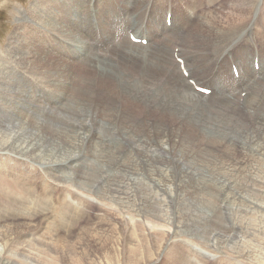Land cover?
Listing matches in <instances>:
<instances>
[{"label":"rangeland","instance_id":"374dc122","mask_svg":"<svg viewBox=\"0 0 264 264\" xmlns=\"http://www.w3.org/2000/svg\"><path fill=\"white\" fill-rule=\"evenodd\" d=\"M185 1L191 12L205 7L202 0ZM153 2L0 0V75L13 84V87L6 89L9 96L3 98L7 106L11 110L25 106L27 110L37 111L42 114L41 121L39 120L42 123L49 117L55 121L57 114L67 118L62 112L63 104L73 103L80 115L91 116L92 123L100 116L103 121L96 123L104 122L105 126H112V123L129 133L126 142L116 140L123 152L120 156L106 155L104 152L102 154L98 148L100 145L97 147L93 138L89 139L90 143L86 148L88 154H80L85 157L89 167L79 170L70 168L65 172H52L53 167L50 168V165L55 162L59 164L63 158L60 153L64 148L57 145L60 139L51 136L48 130L44 133H47L46 136L51 141V145L47 143L50 145L49 151L56 153L55 157L59 160H51L50 163L40 160L26 162L27 158L9 153L8 155L12 156L10 160L0 161V264H264V212L260 211L261 205L264 204V161L257 157L246 160L242 132L243 122L246 124L245 130L253 127L250 118L259 110L262 97L251 100L244 109H239L237 103L232 108L233 111L215 112L217 115L211 118L207 115L208 111L199 113L194 102L174 89L154 87L145 98L144 93L140 92L144 91L143 86L148 79L138 78V75H144L145 69L140 67L138 71L139 61L136 65L127 67L121 60H114V73L129 82L130 97L120 95L123 92L116 91V85L110 83L99 85L100 91L96 90L98 84L92 78L96 72L84 61L88 51L91 54L92 49L93 52L95 49L89 48L86 37L93 33V28L96 27L98 35L95 34L90 39L96 43L102 36L103 42L108 37L104 31L110 28L111 32L118 33L115 26L123 27L128 19L134 28L136 23L138 30L146 15V21H149L151 13H159L164 7L165 10H171L174 5L173 0H168L169 5L166 0ZM234 2L235 0H209L207 5L213 6L212 9L202 10L196 20L195 15L191 17V21L195 22L183 35L181 52L189 67L195 68L198 74L204 75L214 58H218L239 41L248 40L255 34L264 35V0L246 2V11L255 13L257 20L244 30L237 41L231 38L233 33L230 32L229 26L221 27L215 24V10L230 9ZM179 15L183 17L182 13ZM172 18L177 27L174 14ZM187 22L188 20L184 26ZM207 26L214 27L219 32H208L205 28ZM160 28L161 25L158 26V29ZM242 29L243 26L238 24L235 32ZM153 30L154 28H150V31ZM219 34L226 39L218 44L216 39L220 40ZM206 36V40L211 39L215 44L208 47L203 44ZM162 37V34H158L155 43L164 41ZM252 40L258 41L256 37ZM85 49L88 51L84 55L83 52L78 54L80 50ZM120 49L118 47L116 52L120 53ZM260 53L256 49L254 56L251 54L250 57H261ZM146 54L144 58L148 60L149 52ZM104 55L99 51L98 56ZM132 58L137 60L136 57ZM220 63L223 68L219 70V76L225 81L228 78V61ZM173 65L179 77L177 82L191 90L182 79L179 66L174 61ZM99 67V70H104L103 66ZM164 67L169 69L166 63ZM262 70L264 73V61ZM255 71L259 72L257 69ZM247 72L248 76H255L249 69ZM162 77L163 75L157 77L156 73H153L148 82L154 83L153 80H160ZM235 88L239 89L236 86ZM260 90L261 86L256 87L254 95L257 96ZM210 91L221 97L219 89ZM211 96H206L204 100L209 102ZM148 99L152 102V108ZM182 103L190 104L195 110L193 119L199 124H210L212 133L209 136L218 139L210 145L212 150H209V156L203 155L206 152L202 143L203 135L173 117V113L179 110ZM159 105L165 108L159 109ZM4 108L7 107L4 105ZM4 108L0 106V109L6 110ZM47 110L53 111V114ZM69 114L71 116V113ZM14 117L20 118L23 123L25 121L24 116L19 117L18 113ZM231 121L239 124L238 131L230 127ZM29 123L32 124L31 121ZM45 124L50 126V122ZM92 132L97 131L92 127ZM252 135L254 138L255 133ZM256 140L258 147H261L259 153L264 156V140ZM164 144L172 153L160 154L158 149ZM133 145L143 148L137 153H131ZM149 147H152L151 150ZM198 153H202L200 157ZM175 154L187 160V163L190 161L192 164L195 161L193 165L196 168H207L205 171L212 173V184L206 183L199 176L185 173L184 167L176 162ZM3 155L5 158V154ZM206 157H214L219 165L218 169L214 168L216 165ZM143 158L148 159L150 170L153 167L168 169L167 178L175 181L169 189L172 195L170 199L159 197L157 192L148 186V190L143 188L141 196L137 197L140 186L134 183H128L127 189H117L119 183L116 178L121 179L124 176L126 180L140 178V181L148 183L151 171L144 169ZM127 167L135 168L137 178L134 176L127 179L131 176L130 172L125 170ZM96 169L99 172H96ZM223 179L226 181L224 189ZM252 184L261 186L262 189H257L256 194L243 189L245 185ZM120 192L124 195L122 199H119ZM244 195H249V198L243 199ZM251 195L258 197L257 201ZM160 199L163 201H159ZM200 210L202 211L199 212ZM239 210H243L244 214H240ZM240 233L246 238H240ZM250 234L254 236L252 242Z\"/></svg>","mask_w":264,"mask_h":264},{"label":"bare ground","instance_id":"6f19581e","mask_svg":"<svg viewBox=\"0 0 264 264\" xmlns=\"http://www.w3.org/2000/svg\"><path fill=\"white\" fill-rule=\"evenodd\" d=\"M153 1L154 0H151V2H153ZM166 1L168 2V0H166ZM173 1H174V5H173V9H172V17H173V14L176 16L177 27H176V24H175L173 18H172L171 27L167 26V20H168L169 15H167L168 14L167 8L165 10V7H164L163 9L160 10L159 13H155V12L153 14L151 13L148 17L149 21H146L147 15L145 16L143 23L141 24V27H140V29L146 28V30H143V31H141L140 29H138V30L136 29V23H135V28L133 27V30H132L131 29V26H132L131 22L128 19L126 21V24L123 27L117 26V25L115 26V28H117V30H118V33L111 32V29L108 28L106 31H104L108 36L107 39H105L103 42H101V39H102V36H101V38L97 40L98 43H97V41H96V43H94L93 40H91L90 38H93V36L95 34L98 35V33H97L96 27L93 28L94 34L91 32V33H89V35L86 38L88 39L89 48H91V49L94 48L95 52H93V49H92V51H91L92 55H91L89 53V51L85 49V50H80L78 54L81 55V53L83 52V55H84L88 51V54L85 55L84 61L87 63V65L89 66V68L91 70L95 71L98 74L97 75L95 73V76L92 77L94 79V81H96V83L98 84V85H96V90H98V92H99L100 91V89L98 88L99 85L102 86V84L106 83V85H107L108 83H110L111 85H116V87H117L116 91L123 92L120 95L124 96L125 98L130 97L129 93H128L129 82L126 81L125 79L117 76L114 73L115 72V69L113 68V67H115L114 60H118V61L121 60V63H123L127 67L136 65L139 61L140 62L138 65V71H139V68L142 65V60H143L145 54L147 52H149L148 60H147V67L145 69V73L141 77H139V75H138V78L139 79L147 78L149 80L151 74H153V73H156L157 77H159L160 75H163V77L160 78V80H153L154 83H151V84H149V82L147 80V83H145L143 86L144 91L140 92V94L144 93L145 98H147L146 96L150 94V92L152 91V89L154 87L159 86V87H163V88L174 89V90L181 92L182 94L186 95L192 102H194L195 106L198 108L199 113L204 112V111H208L207 115L211 118H214L217 115V113H215V112L224 113L225 111H233L232 108H234L237 103H238L239 109H244L251 100L260 96V97H262L260 108H259V110L256 111V114L254 115V117L250 118L252 123H253V127L249 128L250 130H245L244 128H246V126H245L246 124L243 122L242 132H243V137H244L243 139H244L245 146H246L245 151H244V156L247 157L246 160H250V159H253L254 157H257V159H262L264 161V156L259 153L261 147L259 148L258 143L256 142L257 138H262L264 140V118H263V114H264L263 112L264 111L262 112V110L264 109V73L262 70V61H264V35L255 34L252 38H250L248 40L239 41L231 49L224 51V53L221 54L218 58H214L212 63H211V66L207 67V72H205L204 75L198 74L196 72L195 68L193 69V68L189 67V65L186 61V58L184 57L183 53L181 52L182 38H183V35L192 27V25L194 24L197 17H199L198 15L200 14V12L202 10L207 11L209 9H212L213 6L207 5V2L209 0H202L205 7L203 9L197 10L196 12H191L190 7L187 6L185 0H173ZM246 2H248V0H235L234 5L231 6L230 9L221 10L220 8H218L215 10V20H216L215 24L217 26H221V27L229 26L230 32L233 33V34H231L232 36L231 35L230 36L234 41H237L241 37L244 30H246V28L252 26L254 24V22L257 20L255 13H253V12L248 13L246 11V9H245L246 4H247ZM154 3L155 2H153V7L156 6V5H154ZM169 3L170 2H168L167 5H169ZM181 5H183V7H180ZM180 13L183 14V17H181L179 15ZM193 15H195V20L192 22L191 17ZM131 17H132V13H131ZM186 20H188V22H187L186 26H184V23ZM238 24H241L243 26V29L240 32H235ZM159 25H161L162 28L158 29ZM173 26H174V29H173ZM150 28H154V30L150 31ZM205 28L208 32H211V33H215V32L218 33L219 32L214 27L207 26ZM65 31H66V29H65ZM158 34L163 35L162 39H164V41L159 40V41H156V43H155V40H156ZM219 36H220V40L216 39V42H218V44L224 42L226 39V37H223L221 34H219ZM132 37H135L138 40L139 39H142V40L150 39L148 41V43H150V46H151L150 50L145 51L144 47L141 44L139 45V44L133 43L131 40ZM255 37L257 38L258 41L252 40ZM151 39H153L152 43H151ZM206 39H207V36L204 38L202 43L205 44L207 47L215 44V42H213L211 39H210L211 41L209 39L208 40H206ZM178 41L180 42V44L177 46ZM244 44H250V45L245 46ZM118 47L121 48L120 53L116 52L117 51L116 49ZM256 49H258L261 52L260 53L261 57H259V59H260V70H259V72L255 71L254 58L250 57L251 54H252V56H254L253 52ZM99 51H102L105 55L102 57L98 56ZM106 51H107V53H106ZM132 57H136L137 60L134 61ZM226 60L228 61L227 64L229 66V70L227 73L228 78L225 81H223L219 76V75H221L219 70L221 68H223V66L221 65L220 62L222 61L223 63H225ZM173 61L175 62V64H177L179 66L178 68H179L180 75H181L182 79L190 87L191 90H188L185 85H182L181 83L177 82V79L179 77H178V74H177L175 67L173 65ZM73 62H74V60H73ZM76 62H78V61H76ZM155 62H156L157 66L155 65ZM232 62H235V63H232ZM164 63L168 64V67H169L168 70L164 67ZM203 65L205 66V64H203ZM99 66H103L104 70H99V68H100ZM105 68H107V70H105ZM230 68H231V70H230ZM248 69L251 71V73L253 75H255L254 77L248 76V72H247ZM234 70H238V72L240 74V79H237L235 77V75H233ZM230 71H231V73H229ZM188 73H189V76H187ZM137 74H138V72H137ZM174 74L176 76H173ZM165 78H166V81L164 82ZM4 79L0 75V106H2L4 108V105H5L7 107V108H4L6 110L0 109V161L4 160V159L10 160V158L12 156L8 155L9 153L14 154L16 156L18 155L17 157L21 156V157H23V159L27 158L25 160L26 162H32V161L40 160V161H43V163H44V161L47 163H50L51 160H53V161L57 160L58 157H55L56 153L53 154L52 151H49V146L51 145V141L49 138H47V136H46L47 133L45 135V133H44L45 130H48V133L50 131L51 136H54L55 138L56 137L59 138L60 142H59V144H57V143L56 144L59 146H62L64 148V150L62 152L59 151V152H61L60 154H62V155H60V157H63V158H61L59 164H58V162H55L58 165H56L55 163L50 165V168L53 167L52 172H54V173H56V172L58 173L59 170L65 172V171H67L66 169H70V168L75 169V170H79V168L82 169L84 167H86V168L89 167V164L87 162H85V157L84 156L81 157L80 154L84 155V153H87L86 148L88 147V145L90 143V141L88 142V140L89 139L92 140L91 138H93V141L95 142V144H97V147H98V145H100V147H98V148L100 149V152L102 154H103V152L106 155H112V156H115V155L120 156L121 154H123V152L120 149V144H118V143L119 142H123V143L126 142L127 137H129V133L122 130L119 126L113 125L112 123H111L112 126H109V125L105 126V125H103L104 122L102 124H99L103 121V119H100V116L96 117V118L92 117V118H95V120H96L95 123H92V120L90 119L91 116L80 115V113L74 108L73 103L67 104V105L63 104L64 110H62V112H63V114H65V117H67V118L64 119L63 115L60 112L61 115L57 114V116H55V119H56L55 121H53L54 120L53 118L49 117L46 120H44V122H42V123L39 122L42 114H38L37 111L27 110L26 108H24L25 106H18L17 109L11 110V108L7 106V103L4 101L3 98H4V96H9V93H7L8 90H6V89L9 87H13V84L7 80H4ZM61 81H62V79H61ZM64 82H65V80H64ZM191 82H194L199 89L201 88L205 91L206 90L207 91L208 90H214L215 91V89H219V91L221 92V97L218 96L217 93L213 92L212 96L209 98L210 101L208 100L209 102H207L206 100H204V99H206V96L201 94V93H198L194 89V86L191 84ZM211 84H213V85H211ZM90 85L92 86L93 84H90ZM235 86L239 87V89L236 90ZM258 86H261V90H260L261 92H259V94L256 96L254 94L256 92V87H258ZM244 92H246V94L248 92L247 96L242 95ZM96 94H97V92H96ZM71 96H69V97H71ZM217 96L220 99L217 98ZM100 98H102V95L100 96ZM148 104L152 108L153 105L149 99H148ZM17 105H20V104H17ZM157 107L159 109L165 108L161 105H159ZM50 110L49 111L47 110V112L52 113L53 111L54 112L56 111V109L53 111H50ZM17 113H18L19 117H21V115L24 116V120H25L24 123L21 121L20 118L17 119L14 117V115H17ZM56 113H58V111ZM69 113H71V116H69L70 115ZM194 115H195V110L188 103H182L179 106V110L177 112L173 113V117L176 120L183 121L193 131L203 135L202 143L205 147L204 151H206V152H204L203 155L209 156L210 155L209 150L211 149L210 145L212 144V142L218 141V139L212 138V136H209V134L212 133V128H211L210 124H199V123H197L193 119ZM30 121L32 122V124L29 123ZM49 122H50V126L45 124V123H49ZM96 122H99V123H96ZM92 127L95 129V131H97L96 133L92 132ZM230 127L233 130L238 131L240 126L236 121H231ZM100 133H102L103 135H100ZM252 133H255L254 138L251 137V136H253ZM189 134H190V132H189ZM191 134H192V132H191ZM192 136H191V138H192ZM116 140H118L119 142L117 143ZM47 143H49L50 145H48ZM199 143H200V141H199ZM53 144H55V143H53ZM220 144H221V142H220ZM166 146H167L166 144H164V146H160V148L158 149L160 151V154L164 153V154L168 155L170 152L172 153V151L169 150V147L166 148ZM62 147H61V149H63ZM142 148L140 149V147L133 145V148H131L130 151H131V153L132 152L137 153L138 151L142 150ZM151 148L152 147H149L150 150H151ZM65 150H67L65 153L66 155L64 154ZM54 151L55 150H53V152ZM213 151H215L214 148H213ZM91 153L93 154V152H91ZM3 154H5V158H4ZM105 154H104V156H105ZM129 154H127V155L129 156ZM201 154H199L198 157H200ZM147 155L149 156V152L147 153ZM175 155L177 157L176 162L178 164H181L182 167H184L183 171L185 173L192 174L194 176H199L206 183L209 182L212 184L211 179H210L212 173L208 174L210 171L206 172L205 170L207 168L205 170H203L201 168H196V166L193 165V164H195L194 163L195 161L192 164L190 163V161H189V163H187L188 162L187 160L183 159L178 154H175ZM213 155H215V154H213ZM96 157H98V156H96ZM206 159H207V157H206ZM207 160L213 162L216 165V167H214V168L218 169L219 165L216 164L217 160L214 157L208 158ZM143 161H144L143 165L145 166L144 169L146 171H151V173H149L150 179H149L148 183L140 181L139 180L140 178L137 180L136 179L126 180L125 179L126 177L124 176L125 178L124 177H122L121 179L116 178V182L119 183V185H118L119 187L117 189H122V188L127 189L126 185L128 183H134V184L140 186L139 191H137V197L138 196L140 197L142 194L140 192L143 191V188L146 189L148 186V187H151L152 189H154V191L157 192V195L159 197L161 196L165 200L170 199V197L172 195H170L169 189H171L173 187V182H175V181L167 178V175L169 174L168 169L166 167H153L150 170V168L148 166V162H147L148 159L143 158ZM95 164H96V162H95ZM100 164H102V163H100ZM209 166H211V164ZM103 168H105V167H103ZM125 170L129 171L131 174L130 178H127V179H132L134 176H136V178H137V171L135 170L134 167H131V168L127 167V169H125ZM210 170H211V168H210ZM222 170H224V169H222ZM95 171L99 172V170L97 171V169ZM102 173H101V175H102ZM43 174H45V172ZM113 182H111V183L113 184ZM205 182H203V183H205ZM197 184H198V182H197ZM178 186H180V185H178ZM206 186H208V185L206 184ZM225 186H226V181L223 179L222 180L223 189L225 188ZM245 186L243 187V189L248 190V191L253 192V193L255 192V194H256L257 189H262L261 186L254 185V184H252V186H246V187ZM111 188H113V187H111ZM176 188H178V187H176ZM147 190H148V188H147ZM99 192H100V190H99ZM179 193H181V192H179ZM246 193H247V191H246ZM5 196H6V194H5ZM110 196H111V194H110ZM251 196L255 198V195L254 196L251 195ZM257 196H258V194H257ZM123 197H124L123 193L120 192L119 193V199H122ZM226 197H228V195L225 196V198ZM248 198H249V195L243 196V199H248ZM257 198H255L256 201H257ZM227 199H229V198H227ZM227 199H224V201H226ZM16 201H17V199H16ZM159 201H161V199ZM142 202H143V200H142ZM208 206H209V204H208ZM201 207H202V205H201ZM138 210H141V209H138ZM201 211L202 210H200L199 212H201ZM239 211L241 212L240 214H244L243 210H239ZM260 211L264 212V204L261 205ZM154 213H155V211H154ZM200 215H204V214H200ZM148 219H149V217H148ZM144 221H146V219ZM244 232H246V231H244ZM249 232H251V231H249ZM154 234H156V233H154ZM248 234H246V235H248ZM244 235H245V233H244ZM251 235L252 234H250L249 236L251 237L250 241L252 242L253 241L252 237H254V236H251ZM222 237L224 238V236H222ZM230 237H231V235H230ZM234 237H236V236H234ZM241 237L243 239L246 238L245 236H243L240 233V238ZM238 238H239V236H238ZM225 240L227 241V239H225ZM230 240H232V239H230ZM238 240H240V239H238ZM236 244H237V240H236ZM244 246H246V245H244ZM127 247H129V246H127ZM242 248L244 249V247H242ZM247 251H248V249H247ZM242 252L243 251H241V253ZM244 253H246V252H243V254ZM134 258H132V259H134ZM135 259H134V261H135ZM126 263H128V262H126Z\"/></svg>","mask_w":264,"mask_h":264}]
</instances>
